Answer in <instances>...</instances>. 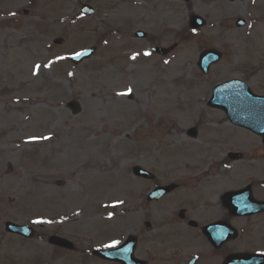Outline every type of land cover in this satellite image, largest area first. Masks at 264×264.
Here are the masks:
<instances>
[{"label": "rangeland", "instance_id": "374dc122", "mask_svg": "<svg viewBox=\"0 0 264 264\" xmlns=\"http://www.w3.org/2000/svg\"><path fill=\"white\" fill-rule=\"evenodd\" d=\"M83 2L96 9L94 16L78 15ZM193 13L206 23L192 32ZM236 17L246 26L236 28ZM138 29L150 36V46L134 37ZM57 36L62 45L52 43ZM173 43L166 56L143 53ZM90 46L96 53L71 65L69 55ZM206 47L223 59L203 75L196 61ZM230 78L264 94V0H0V114L12 113L4 124L16 129L0 132L7 215L18 218L22 197L26 221L41 226L42 238L59 231L76 247H91L101 242L103 226L128 219L131 189L150 186L133 177V165L167 183L227 151L250 156L248 145L257 138L236 127L233 134L247 144L227 143L225 114L206 104L214 85ZM69 99L80 102L81 113L71 114ZM190 126L197 127L195 139L186 133ZM138 130L145 136L137 139ZM36 253L45 254L38 264H55L46 242H28L16 258L24 264L21 257ZM77 254L57 261L81 264Z\"/></svg>", "mask_w": 264, "mask_h": 264}, {"label": "flooded vegetation", "instance_id": "af4514ba", "mask_svg": "<svg viewBox=\"0 0 264 264\" xmlns=\"http://www.w3.org/2000/svg\"><path fill=\"white\" fill-rule=\"evenodd\" d=\"M231 180L232 173L219 179L201 178L189 194L165 195L156 208L152 203L138 204L142 219L131 223L122 240L133 236L134 264H264V205L251 200L264 202V181L248 178L237 188L249 187V194L235 196L228 195L235 189ZM3 218L0 212V264H7L9 242L24 245L27 240L8 233ZM54 249L56 255L67 250L56 245ZM95 258L99 264H124Z\"/></svg>", "mask_w": 264, "mask_h": 264}, {"label": "water", "instance_id": "95a60500", "mask_svg": "<svg viewBox=\"0 0 264 264\" xmlns=\"http://www.w3.org/2000/svg\"><path fill=\"white\" fill-rule=\"evenodd\" d=\"M81 10L84 14H92L94 12V10L88 5H84ZM202 23V19H199L198 17L192 18V26L197 27ZM241 23V20L237 21L238 25H241ZM55 42L61 43L62 39H56ZM93 51L94 49H89L88 51L80 55L71 57V60L75 63L79 62L84 57H88ZM219 58L220 54L218 52L213 50H206L201 53L198 64L204 70V72H207L209 65L212 62L219 60ZM226 88L227 89L221 90L214 95V97L218 96V104L221 106H225L227 109H235V107H237V102H233L231 101V99L234 98L233 96H238L236 93H240L242 96L241 99H238L240 100L238 107L241 106V102H244V105H242L240 110L238 109V112L232 110V113L229 114L230 117L237 118L238 121L242 122L241 124H248L252 128L259 129L262 126V122H259V120L256 119L264 117V96L253 94L249 90L247 85L242 82H238L234 86L228 84ZM68 105L72 108L74 113H76L80 109L76 102H71Z\"/></svg>", "mask_w": 264, "mask_h": 264}, {"label": "snow or ice", "instance_id": "6c2138e0", "mask_svg": "<svg viewBox=\"0 0 264 264\" xmlns=\"http://www.w3.org/2000/svg\"><path fill=\"white\" fill-rule=\"evenodd\" d=\"M77 55H80L79 53H77ZM39 67V65H37V68ZM119 243V241H113L111 245H109V247H114Z\"/></svg>", "mask_w": 264, "mask_h": 264}, {"label": "bare ground", "instance_id": "6f19581e", "mask_svg": "<svg viewBox=\"0 0 264 264\" xmlns=\"http://www.w3.org/2000/svg\"><path fill=\"white\" fill-rule=\"evenodd\" d=\"M10 116H12V113H11L10 115H7L6 117H4V121L7 122L8 119L10 118ZM44 186H45L46 188H49L46 184H44Z\"/></svg>", "mask_w": 264, "mask_h": 264}]
</instances>
